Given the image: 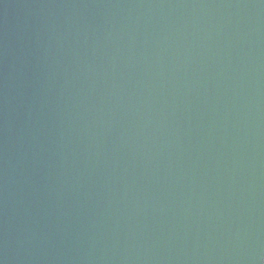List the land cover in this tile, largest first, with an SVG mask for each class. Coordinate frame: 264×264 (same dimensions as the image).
<instances>
[{
    "label": "water",
    "instance_id": "water-1",
    "mask_svg": "<svg viewBox=\"0 0 264 264\" xmlns=\"http://www.w3.org/2000/svg\"><path fill=\"white\" fill-rule=\"evenodd\" d=\"M0 264H264V0H0Z\"/></svg>",
    "mask_w": 264,
    "mask_h": 264
}]
</instances>
